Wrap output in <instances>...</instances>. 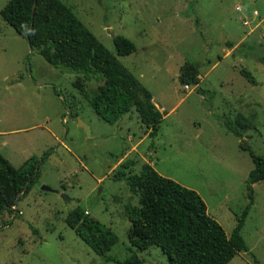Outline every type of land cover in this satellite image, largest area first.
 Returning a JSON list of instances; mask_svg holds the SVG:
<instances>
[{
    "label": "rangeland",
    "instance_id": "rangeland-1",
    "mask_svg": "<svg viewBox=\"0 0 264 264\" xmlns=\"http://www.w3.org/2000/svg\"><path fill=\"white\" fill-rule=\"evenodd\" d=\"M7 1L0 0V8ZM61 1L150 91L163 117L155 138L134 109L114 123L104 121L90 104L100 82L55 68L0 17V153L19 167L50 150L28 193L12 212L0 211V264H114L65 222L77 206L117 235L106 255L125 260L135 252L143 264H165L159 247L139 251L128 241L125 206L137 205L138 196L112 178L125 160H132L130 174L151 162L161 175L197 191L230 235L248 202L253 168L242 144L264 154V0ZM253 10L259 15L243 26L240 17ZM116 35L136 50L117 55ZM186 61L197 68L198 85L179 82ZM77 78L88 96L74 85ZM224 119L242 137L227 131ZM245 122L252 127L241 126ZM240 234L248 251L227 264H264V180L253 184Z\"/></svg>",
    "mask_w": 264,
    "mask_h": 264
},
{
    "label": "trees",
    "instance_id": "trees-1",
    "mask_svg": "<svg viewBox=\"0 0 264 264\" xmlns=\"http://www.w3.org/2000/svg\"><path fill=\"white\" fill-rule=\"evenodd\" d=\"M0 17L55 68L80 73L85 80L94 78L100 82L90 104L101 119L114 123L134 109L147 136L155 138L163 115L153 103L150 91L69 6L61 0H8L0 8ZM113 43L119 56L136 50L135 44L122 35L114 36ZM260 60L264 63V56ZM241 73L255 84L249 71L242 69ZM178 80L183 85H198L197 68L188 61L184 62L179 68ZM74 85L88 96L79 78ZM223 124L227 131L242 137L230 120L224 119ZM241 126L252 127L249 122ZM242 148L249 152L253 168L246 178L248 202L241 215L237 216L236 226L230 235L207 212L206 203L197 191L161 175L148 162L142 165L138 174L128 172L132 160L120 162L112 170V178L123 180L129 191L138 196L137 205L128 203L125 206L130 221L127 238L131 247L143 251L157 246L166 255L165 264H227L238 252L248 251L240 230L253 205V184L264 180V154H254L246 143ZM49 154L50 150H47L40 159L31 156L21 166L14 167L0 153V211L14 210L12 207L37 181L40 164ZM19 192L22 193L18 197ZM16 214L19 211L16 210ZM65 222L104 261L143 264L135 252L125 260L106 255L116 243L117 235L110 227L85 213L84 209L73 208Z\"/></svg>",
    "mask_w": 264,
    "mask_h": 264
},
{
    "label": "built area",
    "instance_id": "built-area-1",
    "mask_svg": "<svg viewBox=\"0 0 264 264\" xmlns=\"http://www.w3.org/2000/svg\"><path fill=\"white\" fill-rule=\"evenodd\" d=\"M234 9H235V11H242V7L240 5H236L234 7ZM258 15H259L258 11L257 10H253L250 15L248 14V15H245V16L240 17V20H241L242 25L243 26H250V24L252 23L254 17H256ZM185 87H187V85H185ZM85 213H87V212L85 211Z\"/></svg>",
    "mask_w": 264,
    "mask_h": 264
},
{
    "label": "water",
    "instance_id": "water-1",
    "mask_svg": "<svg viewBox=\"0 0 264 264\" xmlns=\"http://www.w3.org/2000/svg\"><path fill=\"white\" fill-rule=\"evenodd\" d=\"M27 43H28V41H27ZM28 46L30 47L29 43H28ZM30 48H31V47H30ZM80 123H81V122H80ZM81 125L84 126V127H86L85 129H87V126H86L85 124L81 123ZM42 189H43V190H47V191H55V190H51L48 186H45V185L42 186ZM21 193H22V192H19L18 197L21 195ZM63 196H64V195H63ZM18 197H17V198H18ZM64 197H66V196H64ZM66 198H67V197H66Z\"/></svg>",
    "mask_w": 264,
    "mask_h": 264
},
{
    "label": "crops",
    "instance_id": "crops-1",
    "mask_svg": "<svg viewBox=\"0 0 264 264\" xmlns=\"http://www.w3.org/2000/svg\"><path fill=\"white\" fill-rule=\"evenodd\" d=\"M154 103V102H153ZM155 104V103H154ZM155 106L157 107V105L155 104ZM160 111H161V109L159 108V107H157ZM148 163H150L151 164V162H148ZM152 165V164H151ZM15 207H16V205H15ZM87 212V211H86Z\"/></svg>",
    "mask_w": 264,
    "mask_h": 264
}]
</instances>
